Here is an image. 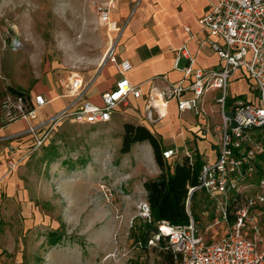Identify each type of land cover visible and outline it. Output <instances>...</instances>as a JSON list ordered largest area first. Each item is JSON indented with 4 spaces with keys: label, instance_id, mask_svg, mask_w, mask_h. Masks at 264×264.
Instances as JSON below:
<instances>
[{
    "label": "built area",
    "instance_id": "built-area-1",
    "mask_svg": "<svg viewBox=\"0 0 264 264\" xmlns=\"http://www.w3.org/2000/svg\"><path fill=\"white\" fill-rule=\"evenodd\" d=\"M100 25L121 32L123 26L110 19L111 0L94 3ZM200 30L206 33L199 47L209 45L217 54L220 64L215 69L195 66V58L186 44L174 50V64L181 57L187 60L183 77L169 81L165 76H155L164 86H153L146 104V121L152 123L162 118L155 99L163 105L175 100L180 112H190L195 117L206 116L203 103L211 96L220 124L212 130L217 134L218 154L213 162L202 160L197 186L189 188L186 210L189 222L173 225L167 221H154L149 204L140 199L136 214L130 219L140 220L150 226L144 240L132 242L123 254L115 250L108 256L114 263L119 255L126 257L133 251L156 247L167 240L174 259L179 264H264V0H210L208 9L198 19ZM188 31L189 27H185ZM117 38L110 40L102 60L116 63L121 77L114 86L101 94V104L83 100L92 79L79 72L70 73L62 89L71 100L52 118L37 121V112L48 100L41 93L9 95L3 102L2 119L5 125L16 121L26 124V134L34 145L18 159L7 161L8 171H14L47 139L50 130L61 121L98 125L110 121L111 113L129 97L142 95L141 85L132 84L125 73L132 68L128 59L117 60ZM239 71L250 82V97H232L228 87ZM189 93L188 97L184 94ZM46 132L39 138L40 132ZM201 130V129H200ZM203 134L211 132L207 126ZM193 151L185 157L193 163ZM177 154L176 150L161 152L163 160ZM202 193L209 203L212 220L200 228L189 211L193 193ZM110 196V195H109ZM223 226L224 235L207 244L204 236ZM149 233V234H148ZM117 235L114 245L117 246Z\"/></svg>",
    "mask_w": 264,
    "mask_h": 264
},
{
    "label": "rangeland",
    "instance_id": "rangeland-1",
    "mask_svg": "<svg viewBox=\"0 0 264 264\" xmlns=\"http://www.w3.org/2000/svg\"><path fill=\"white\" fill-rule=\"evenodd\" d=\"M97 1L0 0V125L3 102L15 93L11 88L29 96L46 77L60 87L73 71L94 78L106 49L95 21ZM230 88L231 83L228 94ZM106 131L107 124L65 121L28 157L21 176L27 191L24 201L19 196L1 201L0 264H76L79 257L87 264H154L156 254L150 249L119 255L116 263L108 257L115 248L123 254L132 242L143 240L148 224L136 220L129 227L136 204L143 199L140 157L134 153L123 157L119 151L109 157L90 152L91 141L104 140ZM150 160L145 155L142 168H154ZM87 169L97 181L96 190L89 184L85 191L80 183L62 185L77 170L85 174ZM195 201L201 228L212 220L211 208L202 193ZM112 219L118 226L122 223V229L109 239ZM54 245L61 253L55 248L45 261Z\"/></svg>",
    "mask_w": 264,
    "mask_h": 264
},
{
    "label": "crops",
    "instance_id": "crops-1",
    "mask_svg": "<svg viewBox=\"0 0 264 264\" xmlns=\"http://www.w3.org/2000/svg\"><path fill=\"white\" fill-rule=\"evenodd\" d=\"M101 1L108 0L97 2ZM209 1L111 0L110 19L123 26L120 33L100 25L98 18L95 17L102 35V46L107 48L109 41L117 38V60L128 59L131 62L132 68L125 73V76L132 84L141 85L142 95L138 98L129 97L126 104L121 103L114 108L110 121L105 123L107 124V131L104 140L96 138L89 145L92 154H102V156L109 157L115 151L120 153L123 125L130 123L148 129L156 138L160 152L169 149L177 151V154L169 160H163L171 171L175 164L182 162V158L185 157L187 151H193V157L200 156L204 161L213 162L216 159L218 143L214 141L212 132L203 134L206 126L212 129L214 126H218L220 122L219 114L214 110L215 106L211 96L205 97L203 103L206 116L195 117L190 112L182 113L178 110L175 100H170L166 105H163L162 100L157 97L155 103L164 116L162 118L157 117L152 123H148L145 118L146 104L152 87L161 88L164 86L163 81L154 79V77L163 75L169 81H178L183 77L182 69L188 62L181 57L175 65V49L186 44L195 58L196 67L203 69L218 68L220 61L217 54L209 45L199 47L198 44L206 36V33L200 30L198 19L206 13ZM185 27H189V30L187 31ZM92 76L94 78L86 90L83 100L100 105L101 94L113 87L121 75L118 73L116 63L101 58ZM241 82L244 83L243 88ZM62 89L63 87H60L52 77L44 78L42 83L37 85L32 94L41 93L48 100L38 110L37 121L52 118L62 111L71 100L70 96L62 93ZM189 95V93H186L184 97ZM230 96L243 99L250 97V82L239 71L235 73L231 80ZM160 102L162 103L160 104ZM65 121L55 125L49 134ZM26 127L23 121L0 125V205L2 199L12 200L13 197L18 198V196L22 197L20 202L24 201L23 193L27 191L21 185L24 183L21 176L25 173L24 168H22L25 166V162L8 174L7 161L18 159L33 147L34 141L30 135L26 134ZM46 130L38 134L39 138ZM132 153L140 157L138 172L142 177V182L139 192L145 199L144 181L158 176L160 170L156 164L152 147L148 142L136 143L131 146L128 153L120 154L126 157ZM145 155L151 159L154 168L152 165L150 168H142ZM92 167L90 166V168ZM77 171L73 177L71 176L73 179L64 181L62 185L65 188L68 184L80 183L81 189L84 191L87 184L91 185V188L97 189V181L93 179L94 176L90 170L87 169L85 174L82 171ZM119 229H122V223L118 226L117 222L113 219L110 220L107 237L111 239L112 234ZM214 230L204 236L207 244L218 240L214 237H206L210 233L221 236L225 233L223 226H219ZM52 247L53 249L49 248L45 261L50 259L52 250L57 249L56 251L61 253L60 248H56L55 245ZM76 264H87V262L83 263L82 257H79Z\"/></svg>",
    "mask_w": 264,
    "mask_h": 264
},
{
    "label": "trees",
    "instance_id": "trees-1",
    "mask_svg": "<svg viewBox=\"0 0 264 264\" xmlns=\"http://www.w3.org/2000/svg\"><path fill=\"white\" fill-rule=\"evenodd\" d=\"M11 90L22 95L19 91L12 88ZM142 142H148L151 145L156 164L160 170L158 176L146 179L143 183L145 200L149 204L152 219L154 221L164 220L173 225L188 224L187 193L189 188L197 186V177L203 162L201 157H194L192 164L187 157H183L182 162L175 164L171 171L161 157L160 147L154 135L143 126L125 123L120 153L126 154L132 145ZM196 197L197 193L194 192L189 203V211L195 221L198 220ZM147 229L146 232L149 231L150 226ZM145 236H147L146 233L143 240ZM167 247V240H162L156 247L150 248L156 254L154 264H179Z\"/></svg>",
    "mask_w": 264,
    "mask_h": 264
},
{
    "label": "bare ground",
    "instance_id": "bare-ground-1",
    "mask_svg": "<svg viewBox=\"0 0 264 264\" xmlns=\"http://www.w3.org/2000/svg\"><path fill=\"white\" fill-rule=\"evenodd\" d=\"M161 101V100H160ZM162 102H160V104H161Z\"/></svg>",
    "mask_w": 264,
    "mask_h": 264
}]
</instances>
